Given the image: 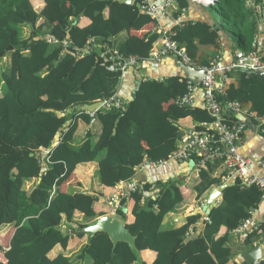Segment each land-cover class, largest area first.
Here are the masks:
<instances>
[{
  "label": "trees",
  "instance_id": "trees-1",
  "mask_svg": "<svg viewBox=\"0 0 264 264\" xmlns=\"http://www.w3.org/2000/svg\"><path fill=\"white\" fill-rule=\"evenodd\" d=\"M143 1L133 0V4ZM253 1L261 5L259 13L247 7L246 0L215 3L243 50L253 47L259 22L264 19L263 0ZM51 4L57 7L56 16L51 14ZM188 4V0H172L169 14L179 17ZM131 7L114 0H47L41 7L33 0H0V51L5 49L0 57V236L12 230L8 248L0 245V264H227L231 249L226 245L227 235L217 237L220 227L232 231L259 204V188L237 178L223 190L221 201L209 212V221H204L203 231L192 237L189 227L200 219L198 213L179 227L162 226L164 217L189 195H182L178 180L158 181L153 186L144 182L146 191L159 189L156 198L130 192L113 212L136 236L140 254L124 242L113 247L104 232L89 238L79 231L94 218L110 213L113 197L107 187L132 181L145 159L158 161L169 156L182 136L172 110L153 106L171 98L173 77L141 83L149 103L143 121L136 119L133 102L110 103L117 97L122 73L113 68V61L104 59L105 43L126 31L128 37L117 52L142 61L161 40L156 29L141 36L132 33L155 20L144 10L127 17ZM82 17L89 21L85 26L79 24ZM208 27L187 22L171 30L188 51L194 35L215 42L217 34ZM96 30L103 31L104 40L98 38L91 50L76 54ZM232 72L238 73V79H225L219 99L250 103L251 111L263 115L260 78L243 70ZM186 90L184 80L172 99ZM96 100L105 104L94 112L80 108ZM140 103L134 102L136 107ZM72 107L71 113L63 114ZM179 108L183 117L192 118L197 130L204 131V123L214 120L205 106ZM233 119L228 113L224 121ZM81 128L84 136L78 138ZM88 162H96L92 175L64 189L76 167ZM222 164V159H215L198 168V195L221 184V178L212 174ZM96 176L99 186L94 188ZM261 228L248 234L245 241ZM257 264H264V259Z\"/></svg>",
  "mask_w": 264,
  "mask_h": 264
},
{
  "label": "crops",
  "instance_id": "crops-1",
  "mask_svg": "<svg viewBox=\"0 0 264 264\" xmlns=\"http://www.w3.org/2000/svg\"><path fill=\"white\" fill-rule=\"evenodd\" d=\"M248 1L254 3L253 0H248ZM45 2H47V0H33V3L35 4L36 7L43 6ZM146 2L150 4H156L159 2V0H146ZM131 6L132 7L128 10L126 14V16L129 18H132L136 12L143 11L142 9L143 4H131ZM215 6L216 5L207 6L199 3L189 2L188 6L185 8V11L183 12V14L179 15V17L173 18L170 14H168L167 16H160L157 22L149 23L141 30H133L132 33L141 36L144 32L147 31H151L152 33V31L156 27L158 28L164 26L168 29H172L177 25H182L187 22L200 23L209 26L208 27L209 30L214 31L217 34V38L215 42L212 43L207 41L208 36L200 38L194 35L192 44L190 45L188 51H190V53L193 55L196 52V54L192 56L196 64L202 65V64H206L205 62H210L216 53H219L221 61H229L234 57V53L237 49L240 48L244 49V47L242 45L239 46L238 44H236L234 35L225 26L224 21L221 18V14L219 13L218 9L215 8ZM101 8L102 6L100 5L98 9ZM103 13L107 15V11H104ZM61 20H62V14H61ZM88 23L89 21L86 20L84 17H82L79 22L81 26H85ZM92 35L94 36H92V38L90 39V44H95L98 38L104 40V38L102 37L103 31L96 30ZM258 35L264 37V19H262V21L259 22L257 34L255 35L252 42L253 47L255 44L254 40ZM127 37H128L127 32L123 31L117 36H115L113 39H111L109 43H105V46L106 48H111L112 51L117 52L116 49L126 40ZM100 45L101 44H98L97 46ZM183 47H185V45ZM154 48L160 49V42L155 43ZM173 57L174 56L170 54L168 55L162 54L156 58L144 60L139 64H137L136 66L126 69L124 72H122L121 77L119 79L118 88H117V98L123 100L124 102H128V103L133 102L134 105L133 113L136 116V119L143 121L145 119V112L149 103L147 102L148 94H146L144 89L140 88L141 83L149 79L163 80L170 77L175 78V82H174L175 87L174 90L170 93L171 98L161 104L154 102L153 106L162 109L170 108L173 114L175 115V117L179 119L178 124L180 125L183 135L184 132H186V130L190 128H196V123L193 122L191 117L188 116L183 117L182 109H180L174 103V98L172 99V96L175 94L177 87L182 83V81L187 80L184 78L181 69L177 66ZM246 72L248 74H251L248 71ZM229 76L231 80L236 82V79H238L239 75L237 72H232L231 74H229ZM229 76L227 79H229ZM224 82L225 80L223 81V84H225ZM203 99H204L203 92L201 88L197 86L193 90V105L203 107L204 106ZM224 101H228V100H224ZM134 102H141V103L136 107ZM242 105L244 106V108L251 111L250 103L242 104ZM236 117L238 118V120L245 123V127L243 129L240 138V152L244 155L252 157L255 160L256 163L254 164V166L250 171L252 174H254L255 176L264 175V167L261 166L259 163L260 161L264 160V114L261 116L256 114V116L254 117H249L243 113H239L237 114ZM67 122L69 123L70 121ZM84 128L86 127L84 126ZM57 134H60V132ZM83 136H84V132L83 129L81 128L77 133V137L81 138ZM164 160L165 161L163 163L153 167H147V166L142 167L139 171H136L134 177L136 176L137 173H139V179H140L139 181L149 183L151 184V186H153L155 182L158 181L165 182L169 179L176 181L178 180V184L180 185V190L182 195L185 192H188L189 195L186 196L182 204L177 206L173 211H171L164 217L162 226L179 227L185 223L187 217H190L193 214L198 213L200 215V219L196 223L191 224L189 227V234L192 237H197L203 231L205 217H208L209 215V213L208 214L206 213V209H205V204L208 195L210 194L211 190L214 187L220 186L221 184L226 182L223 181V175L226 173L225 166L222 164L212 174V176L215 178H219V179L221 178L222 181L221 184L212 185L209 189L203 191L202 193H200V195H198L199 182L201 180L200 178L201 176L199 175V169L195 166L194 161L179 160L170 157H166ZM95 167H96V162H88L79 165L78 167H76L75 172L67 179L63 188L66 189L69 186H74L79 181H86L92 175V171ZM205 175L206 174L204 173V176ZM229 181L234 182V180H229ZM98 186H99V182L96 176L94 179V188L95 187L97 188ZM120 187H125V184L123 182H119L114 184L113 187H107V191L109 193L111 192L113 199L117 197V193ZM158 190H159L158 188L152 189V191L150 192L144 190L142 191V193H144L145 196H151V198L154 199L156 198ZM221 199L222 196L217 198L215 206L219 204ZM124 210L127 211V207ZM109 214L114 215V213L112 212V208ZM129 216L131 217L132 215L129 214ZM250 216L257 222H259L262 226L259 233L255 232V234L252 235L250 241H245V239L241 240L237 238L236 236L232 235L231 231H227V229L224 226H221L219 229L217 237L227 235L226 245L231 249V256L227 261V264H231L234 262L236 264H241L240 263L242 262L240 256L241 253L248 251L257 244H259L260 246V252L264 259V201L260 200L257 207L251 210ZM153 224L154 225L157 224L156 220L153 221ZM11 232L12 230L9 233V237L11 235ZM200 240L203 241V238ZM5 248H8V246ZM74 250H76V247L73 249V251Z\"/></svg>",
  "mask_w": 264,
  "mask_h": 264
},
{
  "label": "built area",
  "instance_id": "built-area-1",
  "mask_svg": "<svg viewBox=\"0 0 264 264\" xmlns=\"http://www.w3.org/2000/svg\"><path fill=\"white\" fill-rule=\"evenodd\" d=\"M190 3H199L203 5H215L216 0H188ZM172 0H159L156 4L143 1L142 9L148 13L157 22L160 16H167ZM264 2V0H263ZM247 7H253L255 12L261 11V5L246 0ZM185 11V10H184ZM161 34L160 49H153L148 59H153L159 55H173L178 57L183 63L201 69L202 74L198 86L203 92V104L208 108L214 117L213 122L205 123V130L190 128L184 132L178 142L177 148L169 156L179 160H193L197 168L204 162L215 159H222L226 173L223 175V181L239 179L244 185L255 184L261 192V200L264 201V175L255 176L250 171L255 160L240 152V138L245 127V123L238 120L237 114L243 113L249 117L256 116L255 112L249 111L236 100L222 101L219 95L224 94L223 81L228 78L234 70L245 71H264V37L256 36L254 47L248 51L237 49L234 57L229 61H221L219 53H216L213 59L205 65H197L192 56L185 47L181 46L175 39V32L164 26L155 28ZM64 46L68 47L67 41ZM94 44L90 42L82 49H76V54H81L86 50H91ZM104 59L113 61V68L124 72L126 69L139 64L144 60H139L135 55L122 56L111 48L103 51ZM146 59V60H148ZM220 79V80H219ZM193 86L190 80H187V90L178 95L174 103L179 106L193 105ZM123 100L114 97L111 104L118 105ZM105 102L103 103V105ZM233 115L232 122H225L227 114ZM165 159V158H164ZM145 159L137 166V171L142 167H153L163 163L165 160ZM264 167V160L259 162ZM125 187H120L117 197L112 200V212L121 206V198L130 192H142L146 188V183L135 181L123 182ZM205 221H209L205 217ZM261 226L259 222L251 218L244 219L235 229L231 231L232 235L243 240L251 232L257 231ZM254 262L252 264H257Z\"/></svg>",
  "mask_w": 264,
  "mask_h": 264
},
{
  "label": "water",
  "instance_id": "water-1",
  "mask_svg": "<svg viewBox=\"0 0 264 264\" xmlns=\"http://www.w3.org/2000/svg\"><path fill=\"white\" fill-rule=\"evenodd\" d=\"M120 3L131 5L133 4V0H114ZM8 49H11L9 47ZM5 53V49L0 51V57ZM173 59L175 60L177 66L181 69L183 76L185 79L190 80L194 87H197L201 78L202 70L190 66L188 64L183 63L178 57L174 56ZM250 73L261 79L264 85V71H250ZM89 75L86 76L88 78ZM104 101L97 100L90 104H83L80 106L81 109H86L89 112H94L98 110ZM73 111V107L67 109L63 114L66 115ZM70 121V120H69ZM68 123V122H67ZM65 123V125L67 124ZM117 123V121H116ZM116 133V129L113 130V134ZM60 134L55 135V139H58ZM134 180L139 181V173L133 177ZM140 182V181H139ZM233 181H226L220 186L214 187L208 198L206 200L205 209L206 213L208 214L211 209L215 206L216 200L218 197L222 196L223 190L233 185ZM126 209V207H123ZM80 232L88 234L89 238L93 237L97 232H104L108 235L109 239L112 242V246L115 247L118 242L126 243L132 250L136 251L138 254L140 253L137 245H136V236L133 235L129 229L126 227L125 222L120 220L119 218L115 217L112 214L101 215L90 222H88L85 226L79 229ZM241 264H252L254 262H259L263 260V257L260 252L259 244L255 245L253 248L249 249L246 252L241 253Z\"/></svg>",
  "mask_w": 264,
  "mask_h": 264
},
{
  "label": "rangeland",
  "instance_id": "rangeland-1",
  "mask_svg": "<svg viewBox=\"0 0 264 264\" xmlns=\"http://www.w3.org/2000/svg\"><path fill=\"white\" fill-rule=\"evenodd\" d=\"M215 8H216V6H215ZM214 9V8H213ZM50 10H51V14H54V12L56 11V15L58 14V10H57V7L55 6V5H50ZM250 14V16L252 15V13H249ZM55 15V14H54ZM54 15H51L52 17L54 16ZM55 15V16H56ZM54 18H56V17H54ZM4 68V66H1V69H3ZM9 233L10 232H6V234H4V235H2V236H0V245L1 246H3V248H5V247H7L8 246V240H9ZM1 256V255H0Z\"/></svg>",
  "mask_w": 264,
  "mask_h": 264
}]
</instances>
